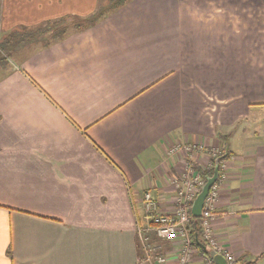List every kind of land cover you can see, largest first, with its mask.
<instances>
[{
  "label": "crops",
  "instance_id": "0c3cea01",
  "mask_svg": "<svg viewBox=\"0 0 264 264\" xmlns=\"http://www.w3.org/2000/svg\"><path fill=\"white\" fill-rule=\"evenodd\" d=\"M102 3L0 0V36ZM221 148L236 160L213 237L264 264V0H126L86 29L5 49L0 264H143L144 194L172 212L187 167L209 172ZM155 243L178 264L179 242Z\"/></svg>",
  "mask_w": 264,
  "mask_h": 264
},
{
  "label": "built area",
  "instance_id": "2783aa9c",
  "mask_svg": "<svg viewBox=\"0 0 264 264\" xmlns=\"http://www.w3.org/2000/svg\"><path fill=\"white\" fill-rule=\"evenodd\" d=\"M186 150L191 151V149ZM215 160L216 159H214V161ZM222 169L226 172L225 165L222 166ZM224 177L225 174L218 177V180L210 189L204 202L200 216L201 231L203 240L208 247L223 256L228 264H238L237 259L227 249L219 246L215 241L211 227V223L216 216L214 209L219 196V183L224 180ZM181 179V183H176V208L174 206L173 211L170 213L161 211L157 201H155L150 192H146L143 196V212L147 216V219L144 223L139 221L137 226V238L140 250L144 256L143 262L146 264H166L168 261V256L160 252L162 251V244L155 243L156 240L163 243L179 242L181 247L177 257V263H192L195 250L193 245L194 242L190 234L192 222L191 207L205 185L207 178L204 179L201 173L195 174L193 166L189 165ZM203 264L214 263L210 258H206Z\"/></svg>",
  "mask_w": 264,
  "mask_h": 264
},
{
  "label": "trees",
  "instance_id": "16d2710c",
  "mask_svg": "<svg viewBox=\"0 0 264 264\" xmlns=\"http://www.w3.org/2000/svg\"><path fill=\"white\" fill-rule=\"evenodd\" d=\"M120 2L111 3V6L105 10H99L98 12L92 14L87 18H73L72 22L67 23L68 18H61L54 21H49L42 26L30 28H21L15 31H12L8 34L6 38H2L0 43V52H3L5 49L16 48L17 46L29 42L31 40H39L41 43H49L58 38H62L70 31L82 30L90 27L95 24L99 19L104 17L109 11L113 10L118 4L121 5L122 2L126 0H119ZM46 34H50L46 36ZM9 47V48H8ZM214 166L209 172H201L199 168L197 170L202 174L203 177L207 178L212 177L214 174ZM192 216V222L190 226L191 237L193 240L194 247L205 257L210 258V251L207 245L204 243L201 231V218ZM212 260V259H211ZM214 263V262H213ZM240 264V262H239Z\"/></svg>",
  "mask_w": 264,
  "mask_h": 264
},
{
  "label": "rangeland",
  "instance_id": "374dc122",
  "mask_svg": "<svg viewBox=\"0 0 264 264\" xmlns=\"http://www.w3.org/2000/svg\"><path fill=\"white\" fill-rule=\"evenodd\" d=\"M102 1H103V3L99 6V10H105L106 8L111 6V3H114V5H115L116 3L120 2L119 0H102ZM99 10H96L94 13L98 12ZM70 22H72V19L67 20V23H70ZM49 35L50 34H46V36H49ZM2 38L3 37L0 36V43H1ZM243 125H245V124L242 123V125L240 126V129L243 127ZM221 150H222V148L215 152V153H217V157L215 159L221 158V161L219 163V176L220 175L222 176V175L226 174L228 171H230L229 170L230 161L233 162L234 160H236V157H234V156L231 157L232 156L231 154H228L227 152H222ZM213 165H214V163H213ZM223 165L226 166V172H224L223 169H222ZM220 166H221V168H220ZM194 173L197 174L198 170H194ZM203 178L206 179L205 177H203ZM207 178H209V176ZM141 204H142V212H143V201H142ZM175 208H176V205H175ZM145 216L146 215L143 212V214L138 219V224H139V221H142V223H144L146 221L147 216L146 217ZM208 249H209L210 253L213 251L210 247H208ZM194 250L197 251V249L195 247H194ZM170 251H171V248L168 246V244H162V251H160L162 254L167 255L168 252H170ZM177 253H179V251H177ZM143 258H144V256H143V254H141V262L143 264H146V263L143 262ZM237 263L239 264V261H237Z\"/></svg>",
  "mask_w": 264,
  "mask_h": 264
},
{
  "label": "water",
  "instance_id": "95a60500",
  "mask_svg": "<svg viewBox=\"0 0 264 264\" xmlns=\"http://www.w3.org/2000/svg\"><path fill=\"white\" fill-rule=\"evenodd\" d=\"M220 161H221V158H218L215 160L213 176L207 178L206 183L203 186L201 192L199 193V195L197 196V198L195 199V201L192 204L191 213L194 217L199 218L201 216L202 209L204 206V202H205V200H206V198L210 192V189L218 180ZM210 257H211L212 261L214 262V264H228L223 256H221L220 254H218L214 251H212L210 253Z\"/></svg>",
  "mask_w": 264,
  "mask_h": 264
}]
</instances>
